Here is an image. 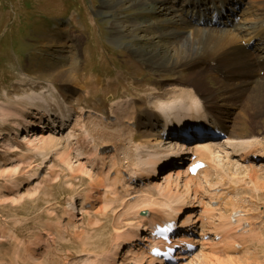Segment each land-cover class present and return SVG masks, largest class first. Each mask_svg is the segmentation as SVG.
<instances>
[{"label": "bare ground", "instance_id": "bare-ground-1", "mask_svg": "<svg viewBox=\"0 0 264 264\" xmlns=\"http://www.w3.org/2000/svg\"><path fill=\"white\" fill-rule=\"evenodd\" d=\"M123 1L117 0L113 4L107 2L106 6L120 11L123 9ZM150 4L160 5L162 17H151L158 14L153 10L151 13H140L138 17L146 18L150 22L147 28L151 33L147 35H152L157 44L148 48L144 44V47L126 45L131 53L126 50L130 56L125 54L133 60L139 58L140 63L145 64L151 71H181L192 74L191 79H172L171 86L162 90L154 88L144 92L140 99L131 96L120 97L112 100L102 111H95L67 101L66 93L60 92L59 89L67 88L68 85L57 86L53 82L61 79V82L67 81V78H64L68 77L67 71L60 70L52 72L50 75L53 76H48L46 87H42V79L33 82L19 81L18 86L29 89L27 92L23 91V104L0 103V115L3 116V122L10 123L14 132L18 134L20 129L27 134L24 142L28 155H45L47 147H53L46 156H57L63 163H69V168H74L75 163L72 164L71 155L56 145L60 140L58 136L67 131V144L75 151L73 158H76L77 166L83 165L92 189L90 195L81 198L80 208L88 207L87 213L95 211L96 216L104 219L108 218L116 205L112 215L109 248L96 257L95 263L90 261L95 257L92 254L71 260L80 262L88 259L86 264H162L150 254V244L154 242L151 237L153 228L165 221H176L182 213L183 218H180L176 227L179 234L170 242L174 246L188 244L197 248L189 256H176L175 259L181 260L178 264H206L213 258L218 260L217 264H229L235 259L226 258L225 262L221 260L224 258L217 254L232 253L237 257L245 255L246 249H250L251 259H255L257 254L251 252V248L262 245L264 239L259 231L261 227L252 226L253 228L249 229L248 223L251 224L250 221L255 219L252 225L258 226L261 215L254 214L253 206L245 204L248 202L245 198L243 201L239 199L234 188L228 185L230 182H225L232 181L229 172L232 166H240L239 162L249 168H263L264 171V163L255 164L250 160L251 156H264V141L262 134L256 130L250 133L231 130L227 122H233V119L224 115L227 113L221 108L234 109L233 104L246 102L251 107L252 115L247 109L245 113L254 123L264 114V0H135L134 6L144 7ZM118 23L119 25H113V29H110L113 30L117 41L125 36L122 23ZM53 28L59 29L58 24ZM125 30L128 31L126 27ZM136 31L135 28L130 33L135 34ZM142 64L140 65L143 66ZM105 78L108 83V77ZM207 78L221 83L219 87L225 95L224 101L227 100V93L231 101L227 104H230V107L226 103L220 107L214 106L217 96L219 100L222 97H219L217 89L211 91L203 86L202 82ZM38 86L41 92L37 90ZM53 94H59L63 98L65 112L55 101ZM48 99L56 105L54 107L57 113L53 111ZM135 99L149 106L138 111L139 106H136ZM73 108H76L74 113L79 120L92 117V121L100 120L97 122L103 127L100 128L101 126L96 124L99 128L95 127L92 131L82 129L83 135L94 149L91 159L101 164L100 177H93L94 167L80 161L87 159L78 146V140L71 133L72 124L68 118ZM224 118L226 121H222ZM187 125H201L210 133L213 130L209 128L217 127V131L226 134L227 138L224 139H229L230 145L226 148L213 142L208 136L203 139L190 137L186 144L178 142L176 138H170L174 131H178L180 127L184 129ZM112 126L121 131L114 133L117 137L106 131V128ZM141 128L144 129L141 133L145 140L135 144L136 136L131 132ZM100 136L111 139L98 144ZM109 147L112 148L111 154L104 152ZM118 154L123 155L124 165L115 162ZM236 156L239 159L235 162L233 159ZM172 158L177 160L176 164ZM167 159L169 162L166 161L157 172L156 163ZM20 161L22 160L19 157L15 162ZM196 161H202L206 167L192 176L188 171ZM74 172L71 170L73 176L76 175ZM251 173L249 178L255 181L251 183L253 190H264V178H260L254 171L245 177ZM37 176L38 171L33 177ZM95 179L100 183H96ZM141 186L151 191L145 193L140 190L139 194L134 192L136 187ZM244 187L250 189L247 184H244ZM97 196L101 197L97 202L103 207H93ZM66 212L69 222L76 221V215L79 213L74 202L67 206ZM89 220L91 223L87 222V225L93 227V219L88 216L87 221ZM60 227L61 223L56 229L59 230ZM105 227V222H100L94 231L105 232ZM249 243L250 245H247Z\"/></svg>", "mask_w": 264, "mask_h": 264}, {"label": "rangeland", "instance_id": "rangeland-1", "mask_svg": "<svg viewBox=\"0 0 264 264\" xmlns=\"http://www.w3.org/2000/svg\"><path fill=\"white\" fill-rule=\"evenodd\" d=\"M116 1L0 0V103L23 104V91L27 92L29 89L18 86L19 81L33 82L36 79H42V87H46L45 81L49 80L48 76H53L50 75L52 72L56 73L60 70L67 71L68 77H64L67 78V81L61 82V78L60 81H52L57 86L68 85L67 88L59 89L60 92L66 93L67 101L75 106L79 105L95 111H102L112 100L120 97L131 96L140 99L139 97L144 92L152 91L154 88L162 90L164 87L171 86L172 79H191L192 74L181 71L163 69L151 71L146 68L145 64L140 63L139 58L134 61L128 57L131 51L126 45L132 47L146 45L148 48L157 44L152 35H147L151 33L147 28L150 22L146 18L141 19L138 14L151 13L153 10L158 14L149 15L157 19H160L162 14L159 11V4H150L144 7L134 6L135 0H124L123 9L120 11H114L106 6L107 2L113 4ZM168 7L167 5L166 8ZM118 22L122 23L125 35L123 37L125 39L121 38V41H117L114 38L113 30H110L119 25ZM56 23L59 29L53 28ZM125 27L128 31L125 30ZM135 28L136 33H130ZM128 42L129 44H125ZM125 53H128V56ZM97 76L102 77L99 79ZM105 77H108V83H106L107 78ZM204 82L202 84L206 89H217L220 93L219 97H222L219 100L217 96L215 107H220L230 101L225 92L227 100L224 101L225 95L219 87L221 83L212 78H207ZM173 87L174 85L172 89ZM37 90L41 92L39 86ZM45 95L47 96V94ZM53 95L55 101L62 106V110L65 112L63 98L59 94ZM136 99L135 104L139 106L138 111L149 106ZM49 102L55 112L54 106L56 105L50 100ZM233 105L234 109L221 108L223 112L227 113L224 115L233 119V122H227L231 126V130L240 133H250V131L256 130L262 134L264 141V114L259 117L257 123H254V120L249 119L245 113V109L249 113L251 110L246 102ZM227 106L230 107V104ZM212 110L214 109L212 108ZM74 111L76 108H73L71 116L68 118L72 124L71 133L78 140V146L87 159V161L84 160L85 158L80 161L94 167L92 169L93 177L98 175L100 177L101 164L91 159L94 149L91 142L83 135L82 129L86 128L92 131L97 127L96 124L101 126L100 128L103 127L100 125L101 123H98L100 120L92 121V117L79 120ZM2 117L0 115V199H3V201L0 200V264H86L88 259L80 262L71 259H80V257L90 254L95 256L90 259L95 263L96 257L102 255L110 246L112 215L116 205L109 213L108 218L104 219L96 216L95 211L87 213L86 210L89 208H80L81 198L90 195L92 189L89 186L90 181L85 174L83 165L77 166L76 158H73L75 151L67 144V131L58 136L60 140L56 145L71 155L72 164L75 163L74 168H69V163H63L57 156L49 155L47 157L46 155L53 147H47L45 155H28V149L24 142L27 134L20 129L18 134L14 132L10 123L3 122ZM257 117L255 116V118ZM222 121H226V119L224 118ZM106 129L114 137H117L114 133H121L116 126ZM143 131L144 129L141 128L139 131L131 132L136 136L135 144L144 142L145 138L141 133ZM20 136L22 137L20 138ZM110 139V137L100 136L98 144ZM19 157L22 161L15 162L19 160ZM47 158L50 160L45 162ZM238 159L239 157L236 156L233 160L236 162ZM114 160L118 164H125L122 154L117 155L118 161ZM239 164L238 167H231L229 177L232 178V181L225 183L230 182L228 185L234 188L239 199L243 201L245 198L248 201L245 204L253 206L254 214L261 215L258 226L252 225V221L254 220L255 223V219L250 222L251 227H261L259 231L264 239V190H261L263 188L260 189L261 191L258 190L259 192L256 191L257 189L253 190L251 183L255 181L249 178L252 173L245 177L249 172L254 171L260 175V178H264V171L261 168H249L240 162ZM85 165L88 168V165ZM77 167L78 169H76ZM11 168L17 171H13ZM70 169L73 172L75 169L76 175L73 176ZM42 170L41 176L33 177L36 171L39 173ZM103 170L106 171L105 168ZM95 182L100 183L96 179ZM244 184H247L250 189L244 187ZM259 186L262 187V184L259 183ZM140 190L145 193L151 191L149 188L141 186L136 187L134 192L139 194ZM152 194L156 197L155 192ZM95 199L93 207L99 206L97 200H100L101 197L97 196ZM72 202L76 204L79 214L76 215V221L69 222L66 208ZM235 203L232 202V204ZM99 207H103V205ZM228 212L229 210L226 213ZM88 216L93 219V227L87 225V222L91 223L90 220L87 221ZM182 217V215L179 216V218ZM100 222H105V232L104 230L94 231L95 226ZM59 223H61V227L57 230L56 226ZM81 231L82 233H80ZM253 243L251 242V244ZM246 250L247 253L242 254L243 256L239 255L240 257H236L232 253L217 255L224 258L219 257V260L222 261H225L226 258L235 259L229 264H264V240L262 245L251 248V252L256 253L257 258L251 259L250 249ZM214 262L217 264L218 260L213 258L206 264H214Z\"/></svg>", "mask_w": 264, "mask_h": 264}]
</instances>
